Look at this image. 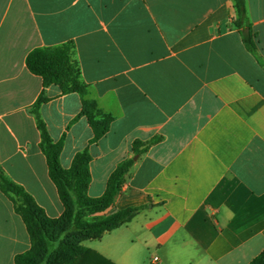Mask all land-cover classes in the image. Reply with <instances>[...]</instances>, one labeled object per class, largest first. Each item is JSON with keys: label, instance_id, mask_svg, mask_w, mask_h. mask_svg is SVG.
Masks as SVG:
<instances>
[{"label": "crops", "instance_id": "crops-1", "mask_svg": "<svg viewBox=\"0 0 264 264\" xmlns=\"http://www.w3.org/2000/svg\"><path fill=\"white\" fill-rule=\"evenodd\" d=\"M246 10L264 60V0ZM235 19L233 0H0V166L50 218L63 215L31 113L43 83L26 58L72 42L110 130L91 144L87 117L75 120L82 97L55 85L40 114L55 142L65 137L64 169L89 148L88 195L104 194L135 140L163 137L106 215L144 209L83 244L115 264H249L264 251V67ZM30 248L0 191V264Z\"/></svg>", "mask_w": 264, "mask_h": 264}, {"label": "trees", "instance_id": "trees-1", "mask_svg": "<svg viewBox=\"0 0 264 264\" xmlns=\"http://www.w3.org/2000/svg\"><path fill=\"white\" fill-rule=\"evenodd\" d=\"M233 1L235 26L243 35L247 50L264 67L258 47V34L253 31L247 16L246 0ZM74 48L72 42L57 47H37L26 58L29 71L39 76L43 83L31 113L40 132V148L46 158L49 177L57 189L64 213L59 218H50L34 197L13 181L0 166V191L13 203L31 240V248L18 254L15 264H115L83 243L99 240L106 233L130 223L144 209V206H132L106 215L123 191L127 176L136 163L134 156L144 155L153 145L163 140L162 136L148 141L135 140L133 156L118 164L108 179L104 194L96 198L88 195L92 179L89 148L77 153L71 168L64 169L60 156L65 137L55 142L40 114L41 106L51 101L46 95V89L55 85L61 89L62 94L78 93L82 97V110L75 120L81 116L87 117L94 131L91 144L99 142L109 132L114 117L103 112L97 100L91 98V86L82 79L80 65L72 58ZM249 264H264V251Z\"/></svg>", "mask_w": 264, "mask_h": 264}, {"label": "water", "instance_id": "water-1", "mask_svg": "<svg viewBox=\"0 0 264 264\" xmlns=\"http://www.w3.org/2000/svg\"><path fill=\"white\" fill-rule=\"evenodd\" d=\"M138 158H139V156H138V155L134 156V160H137Z\"/></svg>", "mask_w": 264, "mask_h": 264}, {"label": "built area", "instance_id": "built-area-1", "mask_svg": "<svg viewBox=\"0 0 264 264\" xmlns=\"http://www.w3.org/2000/svg\"><path fill=\"white\" fill-rule=\"evenodd\" d=\"M157 261H158V258H155V259H154V262H157Z\"/></svg>", "mask_w": 264, "mask_h": 264}]
</instances>
